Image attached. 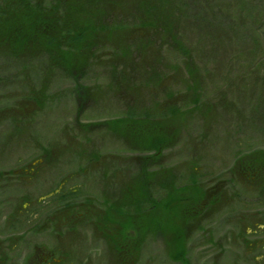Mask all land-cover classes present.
<instances>
[{"label":"rangeland","instance_id":"rangeland-1","mask_svg":"<svg viewBox=\"0 0 264 264\" xmlns=\"http://www.w3.org/2000/svg\"><path fill=\"white\" fill-rule=\"evenodd\" d=\"M109 1L105 24L126 28L86 35L77 78L45 54L0 57V155L30 154L9 162L29 164L19 187L0 188V264H264V228L250 226L264 205L231 199L255 186L233 159L264 154V0H228L237 13L210 38L196 17L177 16L192 61L136 11L150 2L162 19L179 0ZM122 117L163 121L170 146L140 149L149 126L129 120L125 137L112 128ZM110 203L149 225L131 232L142 239L100 232L95 213Z\"/></svg>","mask_w":264,"mask_h":264},{"label":"trees","instance_id":"trees-1","mask_svg":"<svg viewBox=\"0 0 264 264\" xmlns=\"http://www.w3.org/2000/svg\"><path fill=\"white\" fill-rule=\"evenodd\" d=\"M104 2L107 4L110 1L0 0V57L7 55L20 59H30L31 57H38L45 54L47 58L52 60L51 63L61 66L67 72L72 70L74 73L72 75L69 73V75L77 78V72H79L81 66L85 64L86 57L89 54L88 51L90 47H87L85 43L87 39L86 35H92V33H94V37L96 41H98L99 36L102 38V31H109L110 33L120 26L116 24L115 26L109 27L108 24H105L104 15L106 14V9L99 8L100 3L104 5ZM173 7V12L171 14H164L162 19L153 17L156 11V5L150 2L140 5L136 11L141 14L140 19L142 22L144 21V23L147 24L144 25L145 27L151 26L158 29L159 32H162L161 34L163 37L173 42L171 44H173L175 50L183 53V56L191 61L194 58L191 54L189 56L184 45V40L180 39L181 30H190V27H188V25H185L187 29L184 26L179 28L176 27V17L179 15L188 18L196 17L195 23L192 21L193 27L205 28L210 38L211 25H219L221 28L223 24H228V22L225 21L227 18L223 19V17H229V15L237 13L236 5L228 4V0H179L177 4L173 2ZM239 7L243 11L240 5ZM217 12L221 15L218 16ZM246 15L248 18L247 12ZM241 18V20L239 19V21H237L236 27L239 25L242 27L245 26V16L243 15ZM232 24V28L228 30L230 33L236 32V27L234 23ZM186 32L187 31L183 34ZM194 32L199 35L200 39V33H198L197 30ZM193 70L194 69L191 71ZM194 74L195 72L193 71L192 75ZM256 79L255 77L253 80L256 82ZM129 120L145 121L149 126H147L148 130H146V134H142L139 143L135 142L140 146V149L155 148L158 151L159 149L163 151L165 147L170 146V138L166 133L169 129L173 128L167 127L163 121L151 122L150 120L142 118L134 119L133 117H122L114 120V127L112 128L122 133L125 137L130 138L131 135L127 132ZM163 126H165L164 129H162ZM137 135L138 134H136V136ZM144 135H147L145 139ZM143 140L146 141L145 144ZM130 142L134 143L131 139ZM254 154L264 158L263 153H258L256 151ZM248 156H252V154L248 153ZM192 186H196L194 182L191 185H180L179 188L186 194L188 190H191ZM202 195L204 196V193L199 189L196 197L200 199ZM105 204L101 210L99 209L97 210L98 212L95 213V220L100 232L109 236L113 243L121 240L135 241L143 238V236L140 235H136L135 238H132L131 232H135L136 229L139 234L142 232L145 234L143 228L149 225H145L139 218L137 219L122 213V211L113 207L111 203L109 206ZM102 214L104 216H102ZM116 219H118L119 226L115 228L114 224L116 223ZM127 219L132 221L131 225H127ZM119 229L122 233H119ZM115 230L117 231V236L128 237L127 240L122 238L114 239ZM179 233H181V231H179ZM129 235L131 236L129 237ZM181 236H184L183 232Z\"/></svg>","mask_w":264,"mask_h":264},{"label":"flooded vegetation","instance_id":"flooded-vegetation-1","mask_svg":"<svg viewBox=\"0 0 264 264\" xmlns=\"http://www.w3.org/2000/svg\"><path fill=\"white\" fill-rule=\"evenodd\" d=\"M2 119H3L2 116H0V123L4 121ZM2 144L3 143L1 141L0 146ZM29 156H30V154L25 157V155H21V154L16 153L12 158H8L5 155H0V188H4V190H6L10 186L14 190H16L19 187L16 184V181H19V179H21L22 176L17 175V174H19V170H21V169H25L24 171L27 174L28 173L27 169L29 167V164L27 162H25L24 167H23V165H22L24 163L23 162L21 165H19L18 168L13 169L14 166H10L9 162L22 160L23 157L25 158L24 160L27 161V158ZM231 164H233L232 166L237 167L235 169V171H238V172L241 171L243 173V177L245 179L252 181L251 183L255 184L253 190H247V189H241L240 190V187L238 189H236L234 187L233 183H235V182L232 181V179H231L228 182L229 186L234 187V188H232V190H238L237 194H239L238 197H237V194L232 196L231 197L232 201L235 200V201L242 203V204H245V205L257 203V202H258L257 204H259V205H264V158L262 156L240 155V156L236 157V159H233ZM230 166L231 165L228 164L227 168H225V169L230 170V168L232 167V166L231 167ZM34 169H35L34 167L30 168L29 178H32L33 175L37 172V171L34 172L35 171ZM30 173H33V174L31 175ZM43 183L46 184V186H45L46 188H50V181L49 180H46ZM43 183L41 182L42 186H43ZM26 186H23V187H26ZM216 187H217L216 185H214V187H212V189L214 188L213 195L210 193V207L213 206V209H214L215 203L218 202V199H220V194H218L219 188L218 187L216 188ZM263 215H264V213L259 218H256L253 222L250 223L251 229H253L255 233H258V234L261 233L262 229L264 228V225L262 227H260L259 229L256 228L254 225V223H256V222L264 223V216ZM260 230H261V232H260Z\"/></svg>","mask_w":264,"mask_h":264}]
</instances>
